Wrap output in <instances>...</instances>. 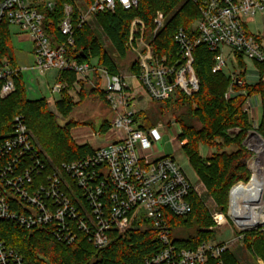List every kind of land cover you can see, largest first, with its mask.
Returning <instances> with one entry per match:
<instances>
[{
    "label": "built area",
    "instance_id": "built-area-1",
    "mask_svg": "<svg viewBox=\"0 0 264 264\" xmlns=\"http://www.w3.org/2000/svg\"><path fill=\"white\" fill-rule=\"evenodd\" d=\"M192 1L200 3V17L192 24L197 35L191 37L182 28L175 32L173 41L178 52L171 64L156 56L152 45L144 39L143 21L139 18L131 21L127 47L139 72L123 76L93 64L92 60L79 62L68 54V48L74 44L71 5L65 4L59 23L66 40L54 45L44 29V13L39 9V5L51 9L52 1L0 0V24L18 27L26 34L32 43L33 67L43 72L70 71L77 80L93 86L97 76L112 112L105 143L93 145L92 153L80 159L51 166L49 170V156L38 146L24 116L15 115L10 134L0 138V221L8 220L29 230L45 228L64 244H71L83 235L95 248L102 249L109 244L112 231L124 234L131 221L140 217L150 222L162 244L157 253L145 259V264H207L210 259L221 260L228 249L226 241L211 238L195 249L179 248L171 241L162 209L175 216L187 215L191 211L189 197L195 187L172 156L155 150L157 132L139 126L132 103L136 95L126 81V77L134 78L155 101L169 98L174 90L187 95L197 92L199 81L193 50L199 44L217 52L213 73L226 70L228 54H224V49L232 58L238 54L264 62V29L252 32L248 25L261 16L264 26V0ZM137 4L138 0H93L80 9L79 25L90 23L98 12H113L117 7L132 10ZM164 22L165 16L157 11L153 36ZM25 69L12 65L6 56L0 59V98L15 91V77ZM231 76L234 80L235 76ZM263 79L264 75L261 77L264 82ZM249 110L246 108V113ZM242 144L251 152L246 161L250 177L231 186L229 210L233 188L239 183L247 185L256 175L260 184L246 195L241 210L250 214L254 206L255 212L264 214V137L251 128ZM211 217L216 227L227 223L222 212L217 211ZM234 228L240 240L241 231L263 229L264 218L243 229L234 222ZM0 264H24L22 255L1 236Z\"/></svg>",
    "mask_w": 264,
    "mask_h": 264
},
{
    "label": "trees",
    "instance_id": "trees-1",
    "mask_svg": "<svg viewBox=\"0 0 264 264\" xmlns=\"http://www.w3.org/2000/svg\"><path fill=\"white\" fill-rule=\"evenodd\" d=\"M51 9H39L44 13V29L54 45L66 40L59 30V23L64 17V6H72V23L74 28V44L68 48V54L79 62L96 60V65L108 68L111 73H118L113 57L122 60L129 52L127 40L131 21L139 18L144 23V39L149 41L153 52L160 58H165L168 64L177 57V46L173 41L175 32L182 28L191 37L197 35L192 24L200 17V3L192 0H138L137 7L123 10L117 7L113 12L104 11L95 14L88 24L79 25L78 14L81 8L89 6L93 0H52ZM160 11L165 16L161 29L153 36L154 18ZM95 26V29L91 26ZM7 23L0 24V59L9 58L12 65H18L11 45L10 30ZM100 37L109 42L111 55ZM217 52L199 44L193 50V65L199 81L198 91L187 95L174 90L172 95L163 100L155 101L164 106L173 105L180 112L176 121L180 125V140H185L182 149L188 162L198 178L206 187V195L213 198L220 211L226 212L228 191L237 181H248L250 173L246 161L251 152L242 144L251 123L248 114L242 109L247 97L259 94L261 98L262 117L257 131L264 137V62H256L260 79L255 84H242L240 80L243 70L236 75L238 82L233 80L232 86L237 91H244L227 97L226 91L230 85L231 75L224 72H212L214 58ZM238 68H244L243 59L234 54ZM131 73L137 74L139 67L136 61L129 64ZM96 75V73H95ZM95 85L89 92L97 96L109 108L105 93L99 88V79L94 76ZM15 91L8 97L0 98V138L11 132V124L15 115L24 116L28 128L43 151L49 156L51 166H60L63 162H71L92 153L88 144H77L70 134V129L78 125H90L88 121H67L59 124L55 113L47 108L44 98L28 99L25 94L22 73L15 77ZM232 82V80H231ZM81 85L78 90L79 101L74 102L68 91L75 85ZM56 87L60 98L55 101L57 111L66 118L73 107L84 100L85 83L77 80L75 73L58 72ZM143 112L135 115L141 118ZM144 120H148L144 118ZM141 120L140 127L146 128ZM146 122V121H145ZM195 123L200 125L199 128ZM109 121L102 122L99 130L105 132ZM237 132L229 134V130ZM200 146L215 151L202 158ZM191 211L185 216H175L166 208L162 209L170 227V239L179 248L195 249L202 241L213 238L211 227L214 222L203 204V198L194 192L189 197ZM176 229L190 230L193 233L185 236L176 234ZM240 246L226 250L221 260L210 259L207 264H258L264 262V228L241 231ZM0 236L6 243L17 250L23 257L24 264H145V259L157 253L162 244L156 231L146 219L137 217L131 221V227L124 234L110 233L109 244L102 249L95 248L83 235H79L71 244L60 243L45 228L25 229L8 220L0 221ZM247 252V253H246Z\"/></svg>",
    "mask_w": 264,
    "mask_h": 264
},
{
    "label": "rangeland",
    "instance_id": "rangeland-1",
    "mask_svg": "<svg viewBox=\"0 0 264 264\" xmlns=\"http://www.w3.org/2000/svg\"><path fill=\"white\" fill-rule=\"evenodd\" d=\"M39 3L48 2L52 0H37ZM76 3L80 4L81 0H75ZM91 22V20H90ZM249 29L252 32H256L257 30L263 31V21L261 16H257L255 21L250 22ZM91 26L95 29V26L91 23ZM10 38H11V45L13 47L14 55L17 60V64L19 67H29L28 70L22 71L23 83L25 94L28 99H39L44 98L46 101L47 108L55 113L57 122L59 124H63L67 121H76V122H83L88 121L90 123V128L92 131L96 132L95 137L92 140V144H100L101 142H106L107 133L109 132H102L99 130L104 119L111 120L112 112L107 108V106L101 101V99L97 96V93H90L89 88L94 87L93 85L85 83L86 87V94L84 95V100L79 102L75 105L70 112V114L64 118L56 109L55 101L60 98V93L56 88V78L57 72L54 70H50L49 72H43L36 68H32L33 58L30 53L32 48V43L29 38L26 36L25 33L21 32L18 27H10ZM101 42L107 47L110 55L111 49L109 48V42L106 38L100 37ZM231 55V54H230ZM227 57V66L222 71L225 74L233 73L238 74L239 68L238 65L234 62H230L229 55H225ZM134 59V55L131 52H128L126 57L122 60H117L113 57V61L117 65L118 73L123 76H129V64ZM92 63L95 64L96 62L92 60ZM244 68L246 73H252V70L256 69L255 62L246 58H243ZM96 65V64H95ZM230 75V74H229ZM232 80V82H231ZM242 84H247L244 76L242 75L241 79ZM264 80V79H263ZM126 81L129 85H131L134 93L135 98L133 99V108L136 112H143L142 119H137L139 123L141 120L143 121L144 118L148 120H144L143 123L145 124V129H151L152 131H156L159 135L158 139L154 142V148L157 151L164 152L166 155H170L174 158L175 162L179 165L182 172L185 174L187 179L194 185L197 197L203 198V204L206 207L210 216H212L215 212H222L218 209L216 202L213 200L212 197L206 195V187L203 182L198 178L197 174L195 173L194 169L188 162L187 156L185 155L182 146L186 142L185 140H180L179 134L181 132L180 125L176 121V115L180 112V110H176L173 105L171 106H164L161 103H156L151 100L141 89L138 85L137 81L134 78L127 77ZM233 79L231 76L230 85L226 91V96L230 97L236 95L238 93H244V91H237L232 86ZM241 83V82H240ZM255 84V83H254ZM81 85H75L71 88V91H68L69 95L72 97L74 102H78V90L80 89ZM78 88V89H77ZM254 95V94H252ZM249 95L247 98H249ZM247 100V99H246ZM250 104L246 103L243 104V110L246 108L250 109ZM244 110V111H245ZM246 112V111H245ZM146 121V122H145ZM79 126V125H78ZM197 128L200 127L198 123H195ZM259 126V125H258ZM258 126L254 127L251 125V128L258 129ZM229 134L237 132L234 129H230ZM33 134V133H32ZM155 135V134H154ZM34 136V135H33ZM35 138V137H34ZM36 140V139H35ZM37 142V141H36ZM38 146L42 149L40 144L37 142ZM199 154L202 158H206L207 156L211 155L215 149H208L205 146H200ZM43 150V149H42ZM45 153V152H44ZM248 170V169H247ZM238 182V181H237ZM244 182V181H243ZM236 183V182H235ZM234 183V184H235ZM233 185V184H232ZM231 185V186H232ZM231 188V187H230ZM230 189L228 191V205L226 212H222L226 219L227 223L223 226L213 225L211 230L214 233L213 239L216 241H226L228 244V250L236 249L240 246L241 242L237 238V231L234 228V221L231 218L230 210H229V202H230ZM212 218V217H211ZM213 220V219H212ZM176 234L185 236L187 234L193 233V229L184 230V229H176L174 231ZM247 253V252H246ZM264 264L263 260L258 259L257 263Z\"/></svg>",
    "mask_w": 264,
    "mask_h": 264
},
{
    "label": "crops",
    "instance_id": "crops-1",
    "mask_svg": "<svg viewBox=\"0 0 264 264\" xmlns=\"http://www.w3.org/2000/svg\"><path fill=\"white\" fill-rule=\"evenodd\" d=\"M10 27H13V26H9V28ZM256 32H259V30H257ZM223 52H224V54H228L229 56H232V55L229 54V51L227 49H224ZM30 53H31V50H30ZM231 61L236 64L235 59L232 58V57H230V62ZM25 68H26L25 70H28L29 67H25ZM32 68H34L33 64L31 66V69ZM25 70H23V71H25ZM242 70H243L244 79L246 80L247 84H254V83L259 81L260 75H259V71H258L257 67H256V69L252 70V73H250V74L246 73L245 68H243L241 70L239 69V71H242ZM225 71H227V70H225ZM229 74L231 75L233 73H229ZM129 75H131L130 70H129ZM233 76H235V78H236V74H233ZM57 77H58V72H57ZM56 80H57V78H56ZM69 91H71V90H69ZM246 103L250 104V106H251L249 112H247L248 113V118H249V121H250L251 125L254 126V127L258 126L260 124L261 117H262V106H261L260 95L259 94H254V95L250 96L249 98H247ZM105 120H107V119H105ZM70 134H71V137L73 138V140L75 141V143H77V144H88L91 147H93V145L94 146L98 145V144H95V143L94 144L90 143V142H92V140H94L93 138L95 137L96 132L92 131V129L90 128L89 125L85 124V125L73 126L70 129ZM103 143L104 142H101L100 144H103Z\"/></svg>",
    "mask_w": 264,
    "mask_h": 264
},
{
    "label": "bare ground",
    "instance_id": "bare-ground-1",
    "mask_svg": "<svg viewBox=\"0 0 264 264\" xmlns=\"http://www.w3.org/2000/svg\"><path fill=\"white\" fill-rule=\"evenodd\" d=\"M256 178V175H254L250 183L247 185L239 183L232 190L230 215L236 226L241 229L255 226L264 218L262 217L264 214L253 210L254 206H252L250 214L244 213L241 210L242 202L246 198V195L253 191L257 184H260Z\"/></svg>",
    "mask_w": 264,
    "mask_h": 264
},
{
    "label": "water",
    "instance_id": "water-1",
    "mask_svg": "<svg viewBox=\"0 0 264 264\" xmlns=\"http://www.w3.org/2000/svg\"><path fill=\"white\" fill-rule=\"evenodd\" d=\"M169 81H171L170 78H169ZM235 83H236V84H240V82H238V78H237V77L235 78Z\"/></svg>",
    "mask_w": 264,
    "mask_h": 264
}]
</instances>
